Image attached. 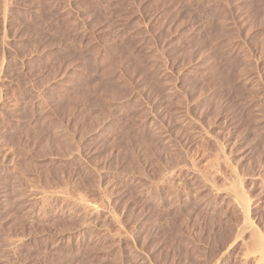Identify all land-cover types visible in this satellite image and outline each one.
<instances>
[{
	"label": "rangeland",
	"instance_id": "obj_1",
	"mask_svg": "<svg viewBox=\"0 0 264 264\" xmlns=\"http://www.w3.org/2000/svg\"><path fill=\"white\" fill-rule=\"evenodd\" d=\"M185 165L264 233V0H0V264H254Z\"/></svg>",
	"mask_w": 264,
	"mask_h": 264
},
{
	"label": "bare ground",
	"instance_id": "obj_2",
	"mask_svg": "<svg viewBox=\"0 0 264 264\" xmlns=\"http://www.w3.org/2000/svg\"><path fill=\"white\" fill-rule=\"evenodd\" d=\"M222 152V151H221ZM224 152V151H223ZM225 154V153H224ZM226 155V154H225ZM224 155V156H225ZM225 158V157H224ZM191 160V159H190ZM193 163V162H192ZM204 163V162H203ZM228 164V163H227ZM226 164V165H227ZM183 165V164H182ZM192 165V164H191ZM230 165V164H229ZM178 166V165H177ZM186 166V165H185ZM176 167V166H175ZM183 167V166H182ZM187 167V166H186ZM189 167H192L191 169H189L188 167V169H186L188 172H186V174H187V176H189V178H192V180L193 179H195V180H200L199 182L201 183V187L203 188V189H208V191L209 190H211V192H215L216 193V195H218V194H223L224 195V197H227L228 198V201H229V199L230 200H232V201H234V203H235V205L236 206H238V208H239V210H241V212H242V214L244 215L243 216V223H242V225H241V230L239 231L240 233H238L239 234V236L240 237H242L241 239H243L244 238V243L247 245V247H248V250H247V253H245V255H247V256H244L245 258H246V260L248 259V260H252V261H254V264H264V233H262V232H260V231H258L256 228H255V226H254V224L251 222V220L248 218V215H247V213H248V208H249V206L247 207V202H246V197H245V192H244V189H243V186H242V181H241V179H242V177H241V179L239 180V178H237L238 176L236 175V177L234 176V178H237V180L234 182V179H233V184H229L230 186H225V188H223V187H219V185H216L214 182H213V180H212V178L214 177H212V178H210L211 176H209V172L208 173H206V174H204V172L202 173V170L200 171V169H198L199 171H197V169L196 168H194V166H189ZM196 167V166H195ZM231 166H229V168H230ZM177 168V167H176ZM194 168V169H193ZM198 168V167H197ZM180 169V168H179ZM178 169V170H179ZM183 169V168H182ZM181 169V170H182ZM215 169H217V168H215ZM166 171H163L162 173H163V176H162V174H161V176H159V177H161L160 178V180L163 182L164 180L166 181V179H170V178H175V179H177V182H178V180H179V183H180V181L182 182V176H180L181 174L182 175H185V173L183 174V171H181V170H175V168L173 167V168H166L165 169ZM231 170V169H230ZM178 173H177V172ZM204 171V170H203ZM215 171V170H214ZM185 172V171H184ZM216 172V171H215ZM214 172V173H215ZM234 172H235V170H234ZM233 172V173H234ZM218 173V172H217ZM232 173V172H231ZM238 173V172H237ZM208 174V175H207ZM212 175H215V174H213V173H211ZM232 176V177H233ZM185 177V176H184ZM188 178V177H187ZM186 178V179H187ZM225 178V177H224ZM172 180V181H176V180ZM232 179V178H231ZM171 180V179H170ZM169 180V181H170ZM191 180V181H192ZM263 180H264V178H263ZM188 181H189V179H188ZM191 181H190V183H191ZM217 181V180H216ZM232 181V180H231ZM231 181H229V182H231ZM241 181V182H240ZM192 182H194V181H192ZM198 181H197V184L199 183ZM163 183H165V182H163ZM178 183V184H179ZM185 183H186V180H185ZM195 183H196V181H195ZM176 184V183H175ZM174 184V185H175ZM177 184V185H178ZM189 184V183H188ZM245 184V183H244ZM169 185V184H168ZM190 185V184H189ZM192 186H193V183L191 184ZM190 185V186H191ZM195 185V184H194ZM225 185V184H224ZM179 186V185H178ZM187 186V185H186ZM196 186V185H195ZM263 186V185H262ZM201 187L199 188V189H201ZM199 189H196V190H199ZM202 189V190H203ZM195 190V189H194ZM246 190V189H245ZM204 191V190H203ZM207 191V192H208ZM194 192V191H193ZM197 192V191H196ZM199 192V191H198ZM40 195H42V194H40ZM39 195V200H40V198L42 199V197L44 196V195H42V196H40ZM105 195V194H104ZM207 195V194H206ZM222 195V196H223ZM247 195V194H246ZM37 196H38V194H37ZM201 196V195H200ZM250 198V197H249ZM223 199H225V198H223ZM76 200V199H75ZM107 200V199H106ZM251 200V199H250ZM231 201V202H232ZM75 202H77V203H79L80 205H81V207H85V211L87 210V209H91V212L92 211H96V210H99V209H101V208H99L100 207V205H99V207H98V204H94V203H90V201H85V199L83 200V199H80L79 198V200H76ZM230 202V201H229ZM78 204V205H79ZM104 206V205H103ZM108 207V206H107ZM87 208V209H86ZM103 209V208H102ZM105 209H107V208H104L103 210H105ZM108 210V209H107ZM111 211V208H110V210L106 213L108 216H110V218L109 219H112L113 221H114V224H116V223H118V220H117V216H115L116 214L113 212H110ZM90 212V213H91ZM96 212H99L100 213V211H96ZM95 213V212H94ZM99 213H97V214H99ZM103 213V212H102ZM103 214H105V213H103ZM105 214V215H106ZM241 214V213H240ZM111 220V221H112ZM116 222V223H115ZM87 224V223H86ZM237 234V235H238ZM238 237V236H237ZM235 238H236V236H235ZM240 239V238H239ZM243 242H241V243H243ZM243 243V246H245V244ZM246 247V246H245ZM244 258V259H245ZM243 259V258H242ZM243 259V261H245ZM253 263V262H252Z\"/></svg>",
	"mask_w": 264,
	"mask_h": 264
}]
</instances>
